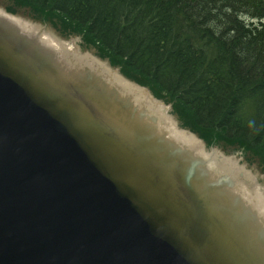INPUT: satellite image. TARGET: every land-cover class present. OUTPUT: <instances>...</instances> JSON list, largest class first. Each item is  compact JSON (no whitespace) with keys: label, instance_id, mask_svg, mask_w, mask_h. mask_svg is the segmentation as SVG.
I'll list each match as a JSON object with an SVG mask.
<instances>
[{"label":"water","instance_id":"water-1","mask_svg":"<svg viewBox=\"0 0 264 264\" xmlns=\"http://www.w3.org/2000/svg\"><path fill=\"white\" fill-rule=\"evenodd\" d=\"M6 15L0 264H264V230L249 238L242 212L229 213L230 172L194 153L150 102L116 97L99 70L64 62ZM118 103L139 109L136 117L121 115ZM71 195L77 205L62 203ZM253 224L264 228L263 219Z\"/></svg>","mask_w":264,"mask_h":264},{"label":"trees","instance_id":"trees-1","mask_svg":"<svg viewBox=\"0 0 264 264\" xmlns=\"http://www.w3.org/2000/svg\"><path fill=\"white\" fill-rule=\"evenodd\" d=\"M14 1L65 32L82 33L128 77L163 92L157 95L206 142L264 157V0H147L133 25L130 12L146 0ZM159 4L153 23L148 15ZM200 31L211 35L209 48L221 45L213 63L206 46L191 39Z\"/></svg>","mask_w":264,"mask_h":264},{"label":"bare ground","instance_id":"bare-ground-1","mask_svg":"<svg viewBox=\"0 0 264 264\" xmlns=\"http://www.w3.org/2000/svg\"><path fill=\"white\" fill-rule=\"evenodd\" d=\"M51 5H56L57 0H50ZM147 3L148 1H143L142 7L137 8L133 12H130L133 16L132 20L129 22L131 25H133L134 19L139 16L138 14H144L147 8ZM160 4L162 2H159ZM157 5L155 8L156 10L152 11L148 16L152 18L153 23L159 22L160 20V15H159V10H161L164 5ZM6 11H4L3 8H0V14L4 15ZM9 19L13 20L16 22L21 28H22V33L27 36L31 37V39H34L35 35H38V43L45 47V50L50 49L54 51L59 57H63L64 62H68L67 56L70 58L73 57L76 59V61L85 63L87 65H90L93 69H97L101 72L103 79L106 81L108 85V89L116 92L115 95L116 97H121L123 92L128 93L132 95L137 101V103L142 104V101L145 97H149L148 93L146 90L137 87V92L134 89V86L125 76L124 72H120V70L116 68H111L110 66L107 65L106 62H102V58L99 57V55H91L90 52L82 53L79 51L80 46L73 41L72 44H69L68 41H63L60 37H57L56 35L52 33H48V31L45 29L43 25H38L31 23L27 21L23 17H15V16H7ZM86 27L88 28L91 24V21H88ZM89 24V25H88ZM127 27H130V25H127ZM184 29H182L183 31ZM198 30V29H197ZM199 31V30H198ZM202 34L201 35H192L191 39L196 38L197 43L206 46L205 49L203 50V53L205 54L208 62H214V60L218 59L221 56V45L216 44L214 48H209L206 43L211 40V35L208 34L205 31H200ZM249 33V32H248ZM70 37L75 36V35H69ZM77 37V36H75ZM62 38H66V36H62ZM189 39V38H188ZM190 41V40H189ZM194 44L196 45V40L194 41ZM86 47H90L87 44H84ZM92 48V47H90ZM122 69V68H121ZM80 77V76H79ZM110 82L111 84H108ZM0 87H3L2 84H0ZM4 88V87H3ZM130 91H132L130 93ZM9 95V91L7 93ZM151 99V98H150ZM154 100V99H153ZM152 99L150 100L155 107L160 106L162 107V112L165 113L166 107L164 106L163 103L158 102L156 100L153 101ZM146 102V101H145ZM148 104V102H146ZM116 110L118 112H121V115L123 116H133L136 117V112L139 111V109H134V112L132 111L131 108H129L126 105L123 104H116ZM56 122V120H54ZM168 122L176 129V134L180 132L186 139H181L183 143L191 147L192 151L194 153H197L199 156L202 158H208L210 159V166L214 167L217 166L220 169H225L223 173H228L230 172L231 177L236 181V193L234 194V199L233 201H230V206H231V213L234 211L235 213L237 212H242V218L249 224L246 225L245 229L247 233L250 235L249 238H253L254 235H258L261 231L264 230V228H261L255 224H253V220L259 219L264 221V183H261L258 181L256 174L251 170L248 169L245 165L240 164V160L246 159V156H242L240 154H234L231 155V157H225L222 155L223 151H219L218 149H212V150H207L206 148V143L201 141L196 135L192 134L191 132L187 130H182L179 129L176 125V122L173 121L170 117H168ZM57 127V132L55 134V138L57 140V143L61 139L60 133H62V128L60 125L55 124ZM178 128V129H177ZM219 146H226L225 143H220ZM222 152V153H221ZM69 155H71V152H69ZM191 158H196L193 154L190 156ZM189 157L190 160H192ZM234 159H233V158ZM222 160V162H221ZM28 165V159L23 158V160L20 163V166H27ZM153 177L155 178L154 174H152ZM20 180L22 178L18 177ZM83 185H87V191L89 192V195H94L93 192L95 190V186H89L85 180H83ZM115 184V185H114ZM113 184V187H115V190L118 188H123L124 183H119L118 181H115ZM80 186V185H79ZM117 186V187H116ZM13 190H4L1 191V194L7 195V196H12L13 195ZM81 193L83 194V191L81 190ZM57 198V197H56ZM219 198L223 200L222 193H220ZM51 200H55V198L51 197ZM58 199V198H57ZM94 202L95 200H91ZM65 205H77L75 203L73 196H65L63 202ZM59 204V203H57ZM155 211H158L157 209H154ZM236 231H240L241 228H236Z\"/></svg>","mask_w":264,"mask_h":264},{"label":"rangeland","instance_id":"rangeland-1","mask_svg":"<svg viewBox=\"0 0 264 264\" xmlns=\"http://www.w3.org/2000/svg\"><path fill=\"white\" fill-rule=\"evenodd\" d=\"M12 3V4H16V2L14 0H0V8H6V6L8 7V5ZM25 7V6H23ZM18 17H23L25 18L27 21L34 23V24H38V25H43L45 27V29L48 31V33H52L54 35H56L57 37H60L63 41H68L69 44H72L73 41L76 42L79 46L80 49L79 51H81L83 54L87 52H90L91 55H96L97 56V51L95 48H90V47H86L84 45V43L82 42V38L81 37H69V38H62V34L66 35L63 31H59L58 28L54 27L50 22H41L38 20H35L33 18V16L29 15L28 12H26L25 10H20L17 14ZM54 23L56 21H54V19L52 20ZM67 36V35H66ZM103 57V56H102ZM104 58V57H103ZM102 62H106L108 66H110L112 69L116 68L118 70H120V72L122 73L123 70L121 68L115 67L113 66V64L111 63L110 60L104 58V60H102ZM118 66V65H116ZM128 74V73H127ZM124 76L127 78L128 76L126 74H124ZM128 79V78H127ZM129 81H132L131 79H128ZM152 92L158 96L157 94H161L164 95L163 92H157V91H153ZM151 91L150 93L153 94ZM154 96V95H153ZM159 97V96H158ZM150 97H145L143 99V101L145 102H150L151 105H153V103L150 101ZM158 102H161L164 104V106L166 107L167 110H165V113L162 112V107L157 106L154 107L157 108V110L161 113H163L167 118L170 117L171 119H173L174 122H176L177 127L179 129L182 130H187L189 132H191L192 134L196 135L199 139H201L200 134L194 130H192L190 127L185 125V122H188V120H186L185 118L182 117V115L178 112L175 111L174 105L173 103H168L165 100L159 99L158 98ZM184 125V126H182ZM206 148L207 150H212V149H219V150H224L222 147L220 146H214L215 143H206ZM217 147V148H216ZM233 146L229 145V148H226V150L223 151L222 155L225 157H231V155L235 154V150L232 149ZM248 151L245 153L246 155V159L240 160V164L245 165L248 169H251L257 176V179L259 182L264 183V157L263 155L259 152L256 151V149H248L246 148ZM240 154V153H239ZM241 155V154H240ZM233 158V157H232ZM234 159V158H233ZM263 193H264V189H263Z\"/></svg>","mask_w":264,"mask_h":264}]
</instances>
